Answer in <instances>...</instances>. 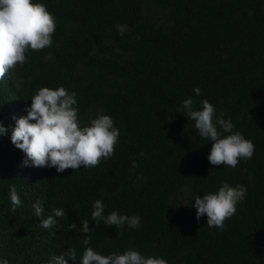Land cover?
<instances>
[{"label": "trees", "instance_id": "1", "mask_svg": "<svg viewBox=\"0 0 264 264\" xmlns=\"http://www.w3.org/2000/svg\"><path fill=\"white\" fill-rule=\"evenodd\" d=\"M33 2L47 7L56 30L51 48L29 51L0 81V125L9 130L0 136V261L50 264L69 248L79 260L91 247L105 256L131 248L167 264H264V0ZM118 24L129 30L119 34ZM43 87L75 92L82 126L110 116L120 132L114 154L95 168L61 173L21 166L25 154L10 141L12 117L27 116ZM189 98L194 110L207 100L223 113L253 142V156L235 168L211 165V142L198 137L182 107ZM223 182L247 194L220 230L209 228L206 216L196 219L193 198ZM13 186L21 200L15 212ZM97 200L105 216H139L142 226H95ZM54 209L66 215L41 228ZM82 220L94 228L87 246L86 234L68 231Z\"/></svg>", "mask_w": 264, "mask_h": 264}, {"label": "clouds", "instance_id": "2", "mask_svg": "<svg viewBox=\"0 0 264 264\" xmlns=\"http://www.w3.org/2000/svg\"><path fill=\"white\" fill-rule=\"evenodd\" d=\"M55 30L56 18L43 3H34L33 0H0V81L18 65L27 62L26 54L29 51L39 52L51 48ZM128 30L127 25H116V31L121 35ZM45 59H51V54ZM193 91L197 96L201 94L199 88ZM76 105L75 92L70 93L64 87H43L32 96L31 106L26 109L27 116L12 117L15 126L11 129L10 141L25 154L21 166L26 167L30 163L35 168H55L61 173L67 169L76 171L81 167L95 168L102 159H108L114 154L120 132L114 127L112 118L98 115L88 125L82 126ZM193 105L194 100L189 98L183 101L182 107L187 118L194 122L198 137L211 142L207 156L211 165L235 168L241 159L253 156V142L245 139L240 132H234V125L230 120L222 118L223 113L217 115L214 105L207 100L201 101V110H194ZM8 131L0 125V136ZM132 166L136 167L135 161ZM246 194L244 186L231 187L223 182L215 193H207L202 197L196 195L193 198L196 219L206 216L209 228L223 230L225 220L235 214L237 204L243 201ZM9 196L12 205L10 211L15 212L21 200L14 186L10 187ZM32 208L37 218L42 216L44 208L39 201ZM92 209L91 221L95 222V226H100L101 222L119 228L127 225L128 228L138 229L142 226L139 216L129 217L116 211L105 216V205L100 200L92 204ZM65 215L63 209H54L51 215L40 220L39 226L49 229L57 223L54 217ZM79 223V228L73 223L68 231L75 229L86 234L81 243L87 246L94 228H89V220ZM68 260L74 264L76 261L79 264H167L161 257H144L131 248L123 254L113 252L105 256L91 247H85L79 260L76 250L69 248L63 254L52 257L50 264H67ZM0 264H7V261H0Z\"/></svg>", "mask_w": 264, "mask_h": 264}]
</instances>
